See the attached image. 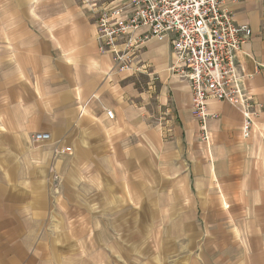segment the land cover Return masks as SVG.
Instances as JSON below:
<instances>
[{
  "label": "crops",
  "instance_id": "1",
  "mask_svg": "<svg viewBox=\"0 0 264 264\" xmlns=\"http://www.w3.org/2000/svg\"><path fill=\"white\" fill-rule=\"evenodd\" d=\"M226 6L253 31L237 63L255 125L211 101L206 142L169 41L133 74L87 0H0V264H264V2Z\"/></svg>",
  "mask_w": 264,
  "mask_h": 264
},
{
  "label": "built area",
  "instance_id": "2",
  "mask_svg": "<svg viewBox=\"0 0 264 264\" xmlns=\"http://www.w3.org/2000/svg\"><path fill=\"white\" fill-rule=\"evenodd\" d=\"M87 1L97 9L99 49L110 52L121 71L147 73L150 65L141 59L147 41L154 38L170 42L172 61L168 71L188 81L192 111L200 118L204 141L210 139L207 118L212 115L208 108L211 101L227 100L240 105L244 113L243 136L251 135L254 102L239 72L237 57L253 31L248 22L235 20L227 0H129L120 8ZM158 78L153 75V85ZM107 115L114 118L113 110H108ZM50 137L48 132L34 135L35 140Z\"/></svg>",
  "mask_w": 264,
  "mask_h": 264
},
{
  "label": "rangeland",
  "instance_id": "3",
  "mask_svg": "<svg viewBox=\"0 0 264 264\" xmlns=\"http://www.w3.org/2000/svg\"><path fill=\"white\" fill-rule=\"evenodd\" d=\"M147 47H148V44H147ZM155 75H157V77H159L158 76V74H155ZM148 77V76H147ZM148 79L149 80H153L152 78H150V77H148ZM160 80V77L155 81V82H158ZM152 81H151V85H150V87L151 88H153V85H152ZM154 89V88H153ZM135 248V250L133 249V251H135V252H132V253H135V254H137L138 252H136L137 251V246L136 247H134ZM142 248L144 249V252H142V253H145L146 251H145V246H142ZM150 246H148V251H147V253L148 254H150V252H151V250H150ZM154 249H155V247H153ZM127 258L128 257H125V259L127 260ZM132 258V264H140V257H131ZM148 258H150V257H146V259H148ZM128 260H129V258H128ZM122 262H123V260H121ZM84 264H86V263H84Z\"/></svg>",
  "mask_w": 264,
  "mask_h": 264
}]
</instances>
